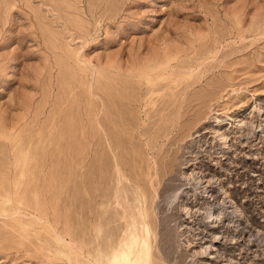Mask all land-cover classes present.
Here are the masks:
<instances>
[{"label":"rangeland","instance_id":"obj_1","mask_svg":"<svg viewBox=\"0 0 264 264\" xmlns=\"http://www.w3.org/2000/svg\"><path fill=\"white\" fill-rule=\"evenodd\" d=\"M0 264H264V0H0Z\"/></svg>","mask_w":264,"mask_h":264},{"label":"bare ground","instance_id":"obj_2","mask_svg":"<svg viewBox=\"0 0 264 264\" xmlns=\"http://www.w3.org/2000/svg\"><path fill=\"white\" fill-rule=\"evenodd\" d=\"M100 111H101V110H100ZM174 170H175V169H174ZM198 173H199V172H198ZM198 179H200V178H198ZM192 180H193V179H192ZM202 181H203V180H202ZM198 185H200V184H198ZM201 185H202V184H201ZM234 211H235V210H234ZM211 214H212V213H210L209 215L211 216ZM212 217H213V216H212ZM210 218H211V217H210ZM208 247H210V245H209ZM208 247L206 246L205 248H202V250H203L204 252H206L207 250L210 249V248L208 249ZM214 250H215V249H214ZM200 253H201V252H200ZM202 254H203V253H202Z\"/></svg>","mask_w":264,"mask_h":264}]
</instances>
